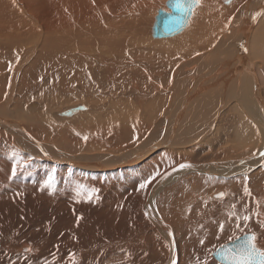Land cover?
Listing matches in <instances>:
<instances>
[{
    "label": "bare ground",
    "instance_id": "bare-ground-1",
    "mask_svg": "<svg viewBox=\"0 0 264 264\" xmlns=\"http://www.w3.org/2000/svg\"><path fill=\"white\" fill-rule=\"evenodd\" d=\"M173 1L0 0V79L7 82L6 97L14 94L17 85H22L27 92L31 84L42 80L47 83L48 79L58 83L61 93L82 91L91 95L105 87L110 95L120 88L121 99H132L131 103L137 105L138 110L148 113L145 115L147 121L151 119V113L155 116L152 132L145 136L148 139L138 146H131L120 156L63 155L43 145L41 136L33 135L25 122L10 113L4 104L0 105V132L45 164L62 167L65 163L67 168L95 174L136 167L165 150L167 154L178 156L181 162L161 174L172 172L164 187L184 172L230 176L246 168L263 166L264 0H203L200 9L196 0H186L185 3L193 8L180 33L168 37L151 34L156 20L148 14L164 10L166 14L179 15L178 10L166 8ZM220 2L224 5L232 2V5L227 9ZM243 10L245 20L236 24ZM235 46L238 49L232 54L228 68H217L222 52ZM212 51L214 57L210 56ZM3 93L0 90V99ZM36 104L32 102L30 107L34 108ZM31 108L20 114L23 119L29 118L35 129L49 128L45 118ZM93 108L97 107L81 103L51 115L62 121ZM70 109H74L73 115L65 113ZM137 126H134L135 130ZM223 135L229 142L222 147L227 151L224 158H232L191 161L193 147L212 136L219 142ZM156 149L151 157L147 155L146 152ZM215 149L221 150V147L217 145ZM138 156L142 157L138 159ZM182 164L189 167L181 168ZM159 191L153 194L151 208L169 227L154 204ZM222 192L225 196L227 191ZM232 196L227 194L225 197L231 199ZM244 199L247 200L241 197L236 205L242 206ZM252 203L256 209L254 202L249 204ZM249 220L243 230L263 227L260 221L264 216L253 213ZM30 249L31 246L25 244L20 251L26 257L25 252Z\"/></svg>",
    "mask_w": 264,
    "mask_h": 264
},
{
    "label": "rangeland",
    "instance_id": "rangeland-1",
    "mask_svg": "<svg viewBox=\"0 0 264 264\" xmlns=\"http://www.w3.org/2000/svg\"><path fill=\"white\" fill-rule=\"evenodd\" d=\"M170 1L166 0V3ZM202 2L199 0V9ZM232 2L225 4L227 9ZM220 4L225 7L222 2ZM166 8L170 9L168 5ZM162 13L167 12L153 11L148 16L152 15L157 23ZM244 18L243 10L235 23L242 24ZM150 32L155 34V28ZM215 48L217 53L218 43ZM237 49L235 46L222 52L216 67L220 70L228 68ZM46 81L31 84L27 92L22 85H17L13 97H6L7 82L0 79V90L4 92L0 105L4 104L10 113L24 121L33 135L41 136L43 145L63 155L120 156L131 146L144 142L148 139L145 136L152 132L153 113L147 121L148 113L138 110V106L131 103L132 99H121L120 88L110 94L111 99L105 87L91 95L82 91L61 93L56 81ZM32 102L37 103L34 108L30 107ZM81 103L97 108L62 121L53 117L63 108ZM23 108L27 112L30 108L37 110L45 118L42 121L48 122L50 127L35 129L29 118L23 119L20 115ZM138 123L141 124L139 127ZM196 124L191 123V126ZM134 126H137L136 130ZM203 142L193 147L191 161L232 158H224L227 151L222 147L229 144L227 136L223 135L219 142L215 136ZM217 145L221 150L215 149ZM26 152L23 146H17L16 141L0 132V264H168L172 256L170 242L167 235L158 230L160 228L148 214L145 203L149 190L161 174L181 162L178 156L161 150L136 167L95 174L45 164L33 153ZM17 162H20L19 167L13 176L12 169ZM178 177L165 187L163 185L154 201L159 215L175 235L176 264H221L213 253L220 246L249 233L254 235L255 245L264 252V220L260 221L263 227L243 230L253 213L264 216V164L230 176L189 171ZM49 178L54 183V192L44 186ZM142 184L146 186L141 188ZM78 191L82 193L79 197ZM222 191H227L225 196H233L228 199ZM89 194H92L91 199ZM241 197L247 200L244 199L242 206L236 205ZM25 244L31 246L25 252L26 257L20 251Z\"/></svg>",
    "mask_w": 264,
    "mask_h": 264
},
{
    "label": "water",
    "instance_id": "water-1",
    "mask_svg": "<svg viewBox=\"0 0 264 264\" xmlns=\"http://www.w3.org/2000/svg\"><path fill=\"white\" fill-rule=\"evenodd\" d=\"M185 2L186 0H175L169 3L170 8L172 10L179 11V15L162 13L160 16H158V22L155 27L156 29L155 34L157 36L159 37L172 36L177 33H180L185 28L188 14L193 8V5H187ZM65 113L67 115H73L74 109H70ZM156 152L157 149L146 153L149 157H151ZM140 157L142 156H138L137 158L140 159ZM64 166H67V164L64 163ZM171 173H172L171 171L167 172L166 174H164L154 182L147 196L145 206L150 217H152V219L159 226V228L163 230V232L167 235L168 241L170 242L173 255L170 261L168 262V264H176L178 261V256H177L178 248H177L175 235L173 231H171V229L156 214H154L151 208V201L153 199V194H155L156 191H159L161 188H163V185H165L164 183L172 176ZM253 236H254L253 234L249 233L241 237H238L234 241H231L229 243L220 246L213 253V257L221 264H232V256L239 253L243 246L248 245L250 238ZM253 242L255 244V240ZM255 247L258 251L263 252L256 245Z\"/></svg>",
    "mask_w": 264,
    "mask_h": 264
},
{
    "label": "snow or ice",
    "instance_id": "snow-or-ice-1",
    "mask_svg": "<svg viewBox=\"0 0 264 264\" xmlns=\"http://www.w3.org/2000/svg\"><path fill=\"white\" fill-rule=\"evenodd\" d=\"M198 3L199 0H196ZM87 139V137H85ZM19 163L17 162V165L13 167L12 174L13 176L16 175L17 168L19 167ZM181 168L189 167V165H181ZM45 187H47L50 192H54V183L51 178H49L48 181L45 182ZM146 185L142 184L141 188H144ZM247 191V190H246ZM81 192H77V196H81ZM91 195L89 194V199H91ZM248 217H245V220H247ZM255 237H251L249 244L246 246H243L241 251L235 255L232 256V264H264V252L258 251L255 247L254 241ZM231 251V250H230Z\"/></svg>",
    "mask_w": 264,
    "mask_h": 264
}]
</instances>
